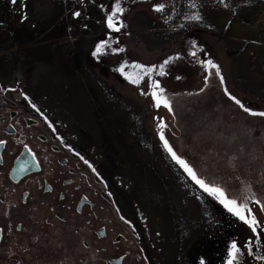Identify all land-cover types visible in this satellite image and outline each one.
I'll return each instance as SVG.
<instances>
[{
    "label": "rangeland",
    "instance_id": "rangeland-1",
    "mask_svg": "<svg viewBox=\"0 0 264 264\" xmlns=\"http://www.w3.org/2000/svg\"><path fill=\"white\" fill-rule=\"evenodd\" d=\"M114 2L0 0V85L21 91L95 168L149 264H199L201 257L223 264L226 246L233 239L242 245L250 230L171 159L157 125L163 121L166 139L203 178L241 198L244 181L264 200V118L244 113L223 91L226 86L246 107L264 111V0H226L229 8L196 0L197 9L187 0H121L119 31L104 22ZM158 2L164 11L153 10ZM193 11L202 22L183 19ZM101 39L109 47L93 57ZM169 57L166 74L158 75ZM209 58L224 85L199 62ZM133 61L157 66L153 79L172 112L141 94L148 92L147 76L136 85L117 70L124 64L126 73L142 75ZM239 264L264 262L244 250Z\"/></svg>",
    "mask_w": 264,
    "mask_h": 264
},
{
    "label": "flooded vegetation",
    "instance_id": "flooded-vegetation-1",
    "mask_svg": "<svg viewBox=\"0 0 264 264\" xmlns=\"http://www.w3.org/2000/svg\"><path fill=\"white\" fill-rule=\"evenodd\" d=\"M33 105L0 85V264H149L102 177Z\"/></svg>",
    "mask_w": 264,
    "mask_h": 264
},
{
    "label": "snow or ice",
    "instance_id": "snow-or-ice-1",
    "mask_svg": "<svg viewBox=\"0 0 264 264\" xmlns=\"http://www.w3.org/2000/svg\"><path fill=\"white\" fill-rule=\"evenodd\" d=\"M83 2V0H81ZM219 4L224 8H229L230 5L226 2V0H218ZM12 3H17V0H12ZM187 6L190 9H197L198 4L196 0H187ZM104 5H101L103 8ZM153 10L157 12L164 11L166 5L163 2H158L153 4ZM125 9L121 6V0H115V2L111 5V10L105 15V24L108 29H112L113 31L120 30V16L119 14L124 13ZM175 11V8H173ZM235 10L233 9V12ZM73 16H79L80 12L74 11L72 13ZM22 19L26 18L25 16L21 17ZM184 20H193L197 22H202L203 17L199 11H193L191 14H185L183 16ZM183 26V25H181ZM193 45H196V42H192ZM109 47V42L107 40L101 39L94 45V50L92 51L93 57H100L104 54L105 49ZM121 49L112 48L113 52L120 51ZM192 56H195L196 53L191 51L189 53ZM176 58H179V53L176 54ZM173 59V57H169L165 59L159 65L158 75L164 76L166 73L164 71L165 65L169 63V61ZM205 69H214V75L219 78V82L221 85L225 84L224 77L221 73L219 65L214 63L212 59H204L199 61ZM132 67L140 70L141 74H137V76H133L125 72V65L121 64L118 71L121 74L125 75L126 78L133 84L139 85L140 81L144 79L145 76L148 78V92L144 93L142 90L141 94L150 95L152 100L154 101V106L159 108L163 105L168 109L169 112L173 111L172 103L169 98L164 95L165 89L161 86V82L158 79H153V73L156 70L157 66L153 65H145L141 63H137L135 61L132 62ZM213 73L209 72V74L204 75L203 79L205 84L207 85L210 76ZM179 79V77H177ZM200 92L204 91V88L199 89ZM225 95L229 97L240 109L243 110L244 113H247L250 116H258L264 118V111H255L250 107H246L244 103L236 96L232 95L227 87L223 88ZM35 107V105H33ZM166 127V125L161 120V123L157 125L158 128V136L160 141L163 144L164 150L169 154L171 159L183 170V172L187 175L188 178L196 185L204 194L213 198L219 205L223 207L228 213H230L233 217L238 219V221L242 222L247 228L250 230V235L246 239V241L241 245L237 240L233 239L226 246V258L223 261V264H239V258L243 254L244 250H246L247 257H250L254 261L264 262V251H256L257 248L264 249V229L261 228V222L257 217V211L264 212V200L258 198L256 194L252 191V187L250 184H246L244 181H241L242 186L248 191V195L244 197H236L231 195L227 189L215 182H210L203 178L198 170L181 154H178L176 150H174L173 146L169 143L168 139H166L164 132L162 129ZM3 140H0V145L4 144ZM27 148V145H24ZM79 155V153H77ZM83 159V157H81ZM238 156H233L229 158V166L233 169L236 168V164L238 161ZM85 163L88 161L85 160ZM89 167H92L89 165ZM93 171H96L93 168ZM237 180L240 179L239 176L236 177ZM7 214V213H5ZM123 220L124 217L121 216ZM255 242V243H254ZM83 243V242H82ZM88 245L85 243L84 248H87ZM199 264H205V260L203 257L199 259Z\"/></svg>",
    "mask_w": 264,
    "mask_h": 264
},
{
    "label": "trees",
    "instance_id": "trees-1",
    "mask_svg": "<svg viewBox=\"0 0 264 264\" xmlns=\"http://www.w3.org/2000/svg\"><path fill=\"white\" fill-rule=\"evenodd\" d=\"M241 187L243 188V186H240V189H241ZM247 192H248V191L246 190V192H244L243 194L246 193L245 195L247 196V195H248ZM242 196H243V195H242ZM257 217H258V219H259L260 222H261V228L264 229V216L260 214V211H257Z\"/></svg>",
    "mask_w": 264,
    "mask_h": 264
}]
</instances>
